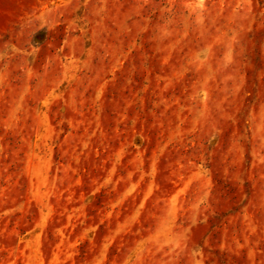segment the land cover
<instances>
[{
	"label": "rangeland",
	"instance_id": "obj_1",
	"mask_svg": "<svg viewBox=\"0 0 264 264\" xmlns=\"http://www.w3.org/2000/svg\"><path fill=\"white\" fill-rule=\"evenodd\" d=\"M0 264H264V0H0Z\"/></svg>",
	"mask_w": 264,
	"mask_h": 264
}]
</instances>
